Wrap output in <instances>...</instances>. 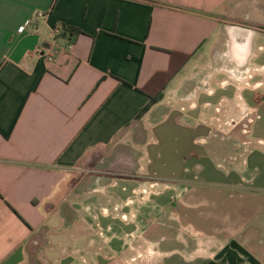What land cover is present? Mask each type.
<instances>
[{
    "label": "crops",
    "instance_id": "1",
    "mask_svg": "<svg viewBox=\"0 0 264 264\" xmlns=\"http://www.w3.org/2000/svg\"><path fill=\"white\" fill-rule=\"evenodd\" d=\"M255 111L264 0H0V264H264L260 184L196 148Z\"/></svg>",
    "mask_w": 264,
    "mask_h": 264
},
{
    "label": "rangeland",
    "instance_id": "2",
    "mask_svg": "<svg viewBox=\"0 0 264 264\" xmlns=\"http://www.w3.org/2000/svg\"><path fill=\"white\" fill-rule=\"evenodd\" d=\"M252 121L250 124H247L248 128L247 131L241 132V126L239 129L236 130L237 133V140L236 143H232L234 139H231L232 135H222V133L214 128L210 127V130H202L196 133V137L201 136L203 140H196V148L197 149H204V152H207V148L209 146H222V144L231 143L232 148H224V149H216V154L214 158H211L217 170L226 172L231 169L233 166H237L241 174L243 176L242 182L246 184H260V188L262 192L264 191V139L262 141L258 140V137L254 135L253 132V124L254 122L260 121L262 114L259 111H255L254 114L251 115ZM247 123V121H244ZM264 122V120H263ZM261 175V177L259 176ZM259 177L260 179H255ZM197 181V179H196ZM166 183H172L173 180H165ZM180 182L176 180L175 183ZM199 182H196L198 185ZM199 186V185H198ZM197 187V186H196ZM261 192V191H260ZM264 193V192H263ZM244 219H249L251 226L249 231V235L253 236H261L263 226L261 222H264V213L262 212H252L249 211L245 216ZM31 246L36 247L35 243H31ZM35 249V248H34Z\"/></svg>",
    "mask_w": 264,
    "mask_h": 264
},
{
    "label": "trees",
    "instance_id": "3",
    "mask_svg": "<svg viewBox=\"0 0 264 264\" xmlns=\"http://www.w3.org/2000/svg\"><path fill=\"white\" fill-rule=\"evenodd\" d=\"M161 97H162V93H158L154 97H149L147 104L140 110L136 118L137 119L140 118L150 108V106L156 103L158 100H160Z\"/></svg>",
    "mask_w": 264,
    "mask_h": 264
},
{
    "label": "built area",
    "instance_id": "4",
    "mask_svg": "<svg viewBox=\"0 0 264 264\" xmlns=\"http://www.w3.org/2000/svg\"><path fill=\"white\" fill-rule=\"evenodd\" d=\"M65 27L62 26L61 24H56L53 29H52V33L51 36L55 37L57 35H61L62 33H65ZM35 52L40 53L41 49H39V47L35 48Z\"/></svg>",
    "mask_w": 264,
    "mask_h": 264
}]
</instances>
